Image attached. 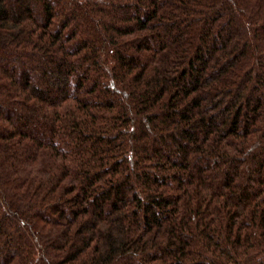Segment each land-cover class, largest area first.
Returning a JSON list of instances; mask_svg holds the SVG:
<instances>
[{
    "label": "trees",
    "instance_id": "obj_1",
    "mask_svg": "<svg viewBox=\"0 0 264 264\" xmlns=\"http://www.w3.org/2000/svg\"><path fill=\"white\" fill-rule=\"evenodd\" d=\"M0 264H264V0H0Z\"/></svg>",
    "mask_w": 264,
    "mask_h": 264
}]
</instances>
